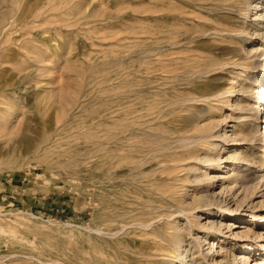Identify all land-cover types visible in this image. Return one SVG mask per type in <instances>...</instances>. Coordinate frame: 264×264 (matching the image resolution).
Instances as JSON below:
<instances>
[{
  "label": "rangeland",
  "instance_id": "rangeland-1",
  "mask_svg": "<svg viewBox=\"0 0 264 264\" xmlns=\"http://www.w3.org/2000/svg\"><path fill=\"white\" fill-rule=\"evenodd\" d=\"M261 59L264 0H0V264L263 263Z\"/></svg>",
  "mask_w": 264,
  "mask_h": 264
},
{
  "label": "bare ground",
  "instance_id": "bare-ground-1",
  "mask_svg": "<svg viewBox=\"0 0 264 264\" xmlns=\"http://www.w3.org/2000/svg\"><path fill=\"white\" fill-rule=\"evenodd\" d=\"M256 55H258V54H255V55H253V56H256ZM260 56H261V54H259ZM253 56H251V55H246V58L247 59H251V57H253ZM263 59H261V60H258V61H250L249 63L251 64H253V65H255L256 66V68L258 69V68H262V70H260L261 72H262V76H263V78H264V67L261 65V63L263 64ZM251 64V65H252ZM235 66V65H234ZM259 70V69H258ZM257 81H259V78H258V80ZM261 81V80H260ZM261 87H263V89L262 90H264V81H262V83L259 85V86H257V87H255V89H260ZM256 92H258L257 90H256ZM264 92V91H263ZM259 93V92H258ZM262 93V92H261ZM225 94V93H224ZM262 94H264V93H262ZM219 95V94H218ZM220 97V96H219ZM262 104H264V103H262ZM262 110H261V112H263V109H264V106H262V108H261ZM251 110H254V107H252L251 108ZM263 117V116H262ZM261 117V118H262ZM263 119V118H262ZM198 127V126H197ZM190 130V129H189ZM190 133V132H189ZM192 133H194V132H192ZM191 133V134H192ZM186 134V133H185ZM187 135V134H186ZM183 136V135H182ZM196 136V135H195ZM194 136V137H195ZM191 137V136H190ZM187 138V137H186ZM192 138V137H191ZM213 138V135H206V136H198V139L199 140H204V141H208V140H210V139H212ZM188 139V138H187ZM183 140V139H182ZM194 140V139H193ZM186 141V140H185ZM185 141L183 142V143H185ZM189 140H187L186 141V143L188 142ZM198 141V140H197ZM203 143V142H202ZM213 159H208V161H212ZM190 209V208H189ZM196 209V207L195 208H191L190 209V211L191 210H195ZM190 219V218H189ZM145 226V225H144ZM146 228V227H145ZM3 229V228H2ZM175 236V235H174ZM174 238V237H173ZM179 238V237H178ZM182 239V238H181ZM181 239H179L177 242H176V244L178 245V247H180L181 246ZM175 241V240H174ZM176 245V246H177ZM213 245H214V243H213ZM212 250V248L209 250V251H211ZM211 252H209V254H210ZM166 255H168V254H166ZM246 262H244L243 261V264H245ZM260 264H264V261H263V263H260Z\"/></svg>",
  "mask_w": 264,
  "mask_h": 264
}]
</instances>
